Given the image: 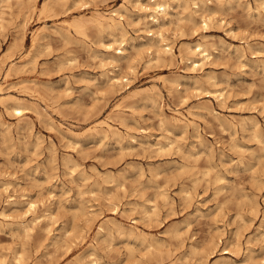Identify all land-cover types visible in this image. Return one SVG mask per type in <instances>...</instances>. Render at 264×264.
<instances>
[{
  "label": "rangeland",
  "instance_id": "rangeland-1",
  "mask_svg": "<svg viewBox=\"0 0 264 264\" xmlns=\"http://www.w3.org/2000/svg\"><path fill=\"white\" fill-rule=\"evenodd\" d=\"M153 1L0 0V264H260L261 0Z\"/></svg>",
  "mask_w": 264,
  "mask_h": 264
},
{
  "label": "bare ground",
  "instance_id": "bare-ground-1",
  "mask_svg": "<svg viewBox=\"0 0 264 264\" xmlns=\"http://www.w3.org/2000/svg\"><path fill=\"white\" fill-rule=\"evenodd\" d=\"M154 5H155V8L156 9H151L153 11H151L152 14L149 15V20L151 23H158L159 21V16H158V12L163 13L164 14H167V10L169 9V3L167 0H155L153 1ZM259 6L263 7L264 8V0H261L259 2ZM142 7V6H141ZM113 12H111L108 16V18H103L102 15L98 16V18L100 19H103V20H108L109 22L107 21H104L103 26H105L106 29H109L117 24L116 22L113 21ZM162 15V14H161ZM79 21V20H78ZM120 21V20H119ZM203 21H206V20H203ZM101 24V25H102ZM82 25V23H81ZM101 27V26H100ZM158 28V27H157ZM111 31H109L110 33ZM112 37H114L112 35ZM150 41H152L151 44L157 46L158 48H160L162 50V53L164 54H170L172 55V48L171 46L169 45V43L166 42V40L164 39V37L162 36V34H160L159 32H155V36L150 39ZM120 49L123 48L124 44H123V41L121 39H114L113 41ZM195 47V48H194ZM194 50H192L194 53H196V55L200 58V59H205L208 57L209 53H208V50L206 48V46L204 44H201V43H197L195 46H194ZM180 52V51H179ZM117 54H122V51L121 50H118L116 52ZM119 58H123L122 57H119V56H109V60L110 62L113 64L114 62H117L119 60ZM13 111L16 113V114H20L22 112V109L18 106H15L13 107ZM93 129V128H92ZM96 129V128H95ZM109 130V129H108ZM99 131V130H98ZM106 131V130H105ZM102 132V131H101ZM100 132V133H101ZM104 132V131H103ZM98 133V132H97ZM105 135V134H104ZM101 223V222H100ZM103 225V224H101ZM105 225V224H104ZM114 225V224H113ZM121 225V224H120ZM101 230L103 231V227H101ZM96 231V230H95ZM127 233V232H126ZM130 234V232L128 233V235ZM98 236V234H96ZM264 237V236H263ZM262 238V237H261ZM253 259V258H252ZM254 260V259H253ZM256 260V259H255ZM254 260V261H255ZM94 261H91V263H94ZM3 264V263H2ZM5 264V263H4ZM253 264V263H252ZM260 264H264V257L262 259H260Z\"/></svg>",
  "mask_w": 264,
  "mask_h": 264
}]
</instances>
